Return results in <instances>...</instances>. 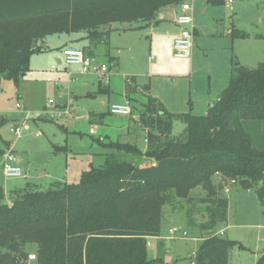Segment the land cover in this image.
<instances>
[{
    "label": "trees",
    "instance_id": "1",
    "mask_svg": "<svg viewBox=\"0 0 264 264\" xmlns=\"http://www.w3.org/2000/svg\"><path fill=\"white\" fill-rule=\"evenodd\" d=\"M188 1L0 0V76L19 87L50 37L86 33L90 46L106 44L109 25L151 22L162 9ZM209 3L219 7L225 0ZM232 37L250 35L235 30ZM134 90L127 85L129 95ZM176 121L186 129L173 137ZM139 123L147 132L145 151L130 143L102 144L109 151L105 163L77 182L45 189L28 183L8 194L0 188V264H28L32 246L34 264H169L148 257L149 239L161 235L164 207L171 198L189 201L202 188L210 220L201 230L213 232L228 220L229 202L219 192L229 181L255 189L264 211V63L249 68L234 59L229 86L205 115L171 114L149 97ZM6 124L1 116L0 131ZM9 149H0V158ZM236 245L209 236L191 262L229 264ZM256 264H264V253Z\"/></svg>",
    "mask_w": 264,
    "mask_h": 264
},
{
    "label": "rangeland",
    "instance_id": "2",
    "mask_svg": "<svg viewBox=\"0 0 264 264\" xmlns=\"http://www.w3.org/2000/svg\"><path fill=\"white\" fill-rule=\"evenodd\" d=\"M234 2L241 8L239 19L245 27L246 32H248V34L251 33V40H255L256 36H258L254 33L264 34V0H234ZM139 24H141V22L115 24L114 29L135 28L139 26ZM114 29L110 32L106 44L89 46L90 44L83 42L78 45L79 48L77 49L91 47L88 51L92 53L95 62L101 65L111 66L109 62L110 55L115 57V62H117L118 59L120 66L116 67V73L114 72L112 77H110L113 82L112 88L114 90L110 96L112 101H117L123 94L122 89H124V84L128 76L126 73L129 71H137L140 75L146 74L148 77V75H150L151 66H153L154 69L151 72L153 74L157 72L156 68L159 66L157 65L158 61L156 56L154 54L151 56L150 54V42L147 41L148 37L145 33H142L141 35H138V33L124 35L121 32L117 35ZM85 34L86 33H79L75 35H63L60 37L81 38L86 36ZM130 36L131 44L133 43L132 45L135 46V49H133L132 54H124L123 56H120L119 49L112 47L111 43H119L123 46L128 45L126 37ZM57 38L58 37H52V40H58ZM244 42L243 43L246 46V44L254 41L247 40ZM260 46L258 53L260 54L261 59H264V43H260ZM239 51H241L240 53L243 59L242 62L241 60H239V62L243 66L257 68L261 63H264V60L257 62L252 61L250 55L251 49L244 47V49ZM59 56L61 59H64L62 52L59 53ZM132 57H135V60H133ZM152 57L154 58L153 60ZM50 58V62L46 64V66L48 65V75L53 74L50 72L51 65L57 64L52 56H50ZM187 62L189 61L176 59L174 57V52L167 56V63L174 68L173 70L178 69L180 64ZM80 70L81 68L79 67H68V71L64 73V80L62 79L60 83V92L56 89L54 83L49 84L47 82H41L39 84H33L29 83V79V81L22 80L19 87H17L12 81H7L0 76V113L2 114V117L7 120V124L0 131L2 136V140H0V149H6V145L9 144L10 149L8 152L13 151L17 157H21L24 160L21 164L24 177L20 179H8L4 176L2 170L3 158L1 157L0 188L10 192L19 187H25L28 183L36 184L45 189L48 188L51 183L56 181L77 182L84 171L89 170L92 166L99 168L105 163L104 155L108 153V150L106 151L99 144L98 140L101 136H104L103 134H108L112 140L118 139V130L123 127L124 124H127L129 118L108 115L106 113V106L101 104L102 100H104L102 99L104 95H100L98 97L99 101L94 103L96 105V116L94 119H96V125L98 126L95 135L91 132L93 128L92 125L84 119H75L72 124L66 123L71 120V117L68 119L65 117L62 119H54V122L43 120L48 117L46 115L42 116L44 106L53 109L58 104V101L60 100L59 97L63 93H65V96L67 97L72 95L73 92L81 93L78 89V86L80 85L79 81L89 79L91 82L96 83L97 77L92 74H86L85 76L76 75V83H70V79H67V73H76L80 72ZM198 74L199 77L197 78V81L202 82V85H208V78L205 76V69L199 68ZM141 77L144 80L146 79L144 76ZM49 78L52 82L55 81L54 78ZM160 82L152 79L154 95H163L167 92L164 87L163 89L160 88ZM179 82H182V80L180 79ZM26 94H28L27 97ZM105 95L107 96L108 94ZM20 96L22 98H19ZM106 98H108V96ZM213 100L215 101L216 98ZM75 103L76 104L74 105L77 108V114L83 115L84 110L82 109V105L79 102ZM203 103L202 100H197L195 110L192 112L193 115H205L206 106H204ZM135 106L139 109L138 103H136ZM191 109L192 108L187 107L185 108V111L188 113ZM57 112L58 110L56 109L51 110L47 115L52 117L53 113ZM101 123H104V125ZM27 125L29 126V129H26ZM16 128L21 130L19 136L12 133V129ZM185 129L186 126L184 123L176 121L174 123L172 136H180ZM261 129L262 132H264V126L261 127ZM145 137L146 134L142 131L140 136L134 140L133 144L143 148L145 146ZM58 147H67V151L58 152L56 150ZM125 160L136 162L139 165H148L147 159L132 155H126ZM220 183L221 177L217 176L214 179V184L218 186ZM236 184L238 185L233 186V181H229L224 185V189L219 192L221 197H229L232 203V215L229 224L228 222L221 223L215 231L209 233L201 230V226L210 220L207 211L209 205L204 202L208 195L202 188L193 190L189 201L176 198L170 199L163 210L162 229L166 233L168 232L169 227H172V229H179L181 232L185 231L188 233V238L181 239L178 234L179 237L177 235L175 237L171 236V241L167 242V248L165 251V260L167 263L191 264V261L194 260L202 244V240L200 239L212 235L223 237L222 231L228 226L230 227L227 229L228 231L224 238L240 244L232 248L229 264L257 263L258 259L264 253V243H260V238H262L261 236H264V231L261 232L255 227L260 225L261 221L264 220V214L262 213L263 209L255 189L247 191L243 189L239 182H236ZM231 185L232 188L230 187V193H228L229 191L226 192ZM241 246L245 249L241 248ZM29 249L30 255L34 256L36 246H32ZM151 250L152 248H149L150 253ZM3 252L4 251L0 250V253ZM31 256L29 257L28 264H34V260L31 259Z\"/></svg>",
    "mask_w": 264,
    "mask_h": 264
},
{
    "label": "crops",
    "instance_id": "3",
    "mask_svg": "<svg viewBox=\"0 0 264 264\" xmlns=\"http://www.w3.org/2000/svg\"><path fill=\"white\" fill-rule=\"evenodd\" d=\"M186 3H189L191 5V13L193 17V52L191 59L186 60L189 62L180 64V66H178V69H176L177 71L173 70L174 68L167 63V56L168 54H172L174 52L173 44L180 34V27L177 24V19L182 14L181 6L166 7L158 13L156 20H153L151 22H141V24H139V26L135 28L131 27L125 29H114L115 25H112V27L109 28H113L117 35L121 32L124 35H133L134 33H138V35H141L142 33H145V35L148 37L147 41L150 42V54L151 56L154 54L158 61H156L157 65L159 66L158 68H156L157 72L155 74L151 73L154 70L153 66H151L150 75H148V77L146 76V74L140 75V73L137 71H129L128 73H126L128 76L124 84V89H122V97L117 101H112L110 95L114 92V90L112 88L113 82L110 77H112V75L116 71V67L120 66V62L118 63V59L117 62H115V57L110 55L109 62L112 68L111 74L109 75V78L107 80L99 81V79L95 77L96 83L91 82L89 79H83L82 81H79L80 85L78 86V89L79 92L81 91V93L73 92V94L68 97L65 96V93H63L59 97L60 100L58 101V104L53 109H49L48 106H44L42 116L46 115L49 117V115L47 114L51 110L56 109L60 111L64 110L66 107L69 106L72 108V113L70 116L71 120H67L68 122L66 123L72 124L74 123L75 119H84L92 125L93 128L91 132L95 135L98 130V126L96 125V119H94V117L96 116V105L94 103L99 101L98 97L100 95H104L102 97V99L104 100H102L101 104L106 106V113L108 115L110 106L112 104H122L126 100H131L133 107V115L132 117H129L127 124H124V126L118 130V139H116L117 141L112 140V138L108 134H103L104 136H101L98 140L99 144L102 146V144H109L111 142L133 144L134 140H136L137 137L140 136V133L142 131L147 136V132L141 127L139 120L140 112L143 110V106L148 102L149 97L158 100L163 105V108L171 114H193L192 112L193 110H195L197 100H202L204 102V106H206L204 114H207L209 107L212 106L219 99L222 92L226 90L229 86L233 60L236 59L237 61H243L240 53L241 51L239 50L244 49V47L251 49L250 55L252 57L253 62L264 60L261 59V56L258 53L261 47L260 43H264V34L254 33L255 35H258L256 36L255 40H251V33L249 34V39L246 40L234 39L232 37V33L235 30L246 32L245 27L239 19V15L241 14V8L238 4L234 2V0H225V5L219 7L210 4L209 0H190ZM83 38H85V36L81 38H61L58 36V40H52V37L48 38L45 43H43V46L46 48V50L43 53L34 55L31 58V70L23 78V81H29L30 79L29 83L33 84H39L41 82H47L49 84L54 83L56 89L60 92V83L62 79L64 80V73H66V71L63 73H57L52 71L50 68V72H52L53 74L48 75V65L46 66V64L50 62V56H52L53 59L56 60L57 64H60L63 59H61L59 53L63 52V50L77 49L79 48L78 45L82 44L83 42L89 44V41ZM126 38L128 40V45H124L125 47L123 45H120L119 43H111L112 47L119 49L120 56H123L124 54H132L133 49H135V46L132 45L133 43L131 44L130 41L131 36ZM247 40L254 42L248 43L245 46L244 41ZM89 48L91 47H84L83 49L87 50L85 51L87 55L94 58L92 53L88 51ZM132 58L133 60H135V57ZM153 59L154 58L152 57V60ZM52 66L53 65H51V67ZM199 68L205 69V76L208 78V85H202V82L197 81V78L199 77ZM67 74V79H70V83H76V75H86L82 74L81 70L80 72H69ZM141 76H144L146 79L144 80ZM49 77L54 78L55 81L52 82ZM152 79H154L155 81L157 80L159 82L163 81L160 82V88L163 89L164 87L167 92L163 95L159 93V95H154ZM180 79L182 80V82H179ZM129 84L135 89L130 95L127 91V85ZM144 86H149V90L144 91L142 89ZM105 94H108V98H106L107 96ZM27 96L28 94H26V97ZM142 97L145 99H143ZM19 98L22 97L20 96ZM214 98H216L215 101L213 100ZM75 102H79L82 105V109L84 110L83 115L77 114V108L74 105L76 104ZM136 103L139 104V109L136 108ZM187 107L192 108L191 111L188 113L185 111V108ZM48 117L43 120L49 122H51V120L54 121L52 117ZM101 124L104 125V123ZM26 129H29L28 125L26 126ZM146 148L147 143L145 137V146L140 149L145 151ZM23 162V158L18 157V163L20 166ZM234 185L238 184H233V186ZM230 187L232 188V185L229 186V189H227L226 192L229 191L228 193H230ZM20 188L23 187H19L17 189ZM4 192L6 194L9 193L6 190H4ZM225 198L229 202L227 220L229 224L232 215V203L229 197L225 196ZM262 213L264 214L263 210ZM229 227L230 226L226 227L222 231L223 237L226 235L228 231L227 229ZM255 228L261 232L264 231V220H262L261 224L256 226ZM170 229H172V227H169V230ZM169 230L166 233L162 229L161 235L159 237L149 239L148 257L150 260L162 258L166 262L165 251L167 248V242L171 241ZM261 237L262 238H260V243H264V236ZM149 248H152L151 253L149 252Z\"/></svg>",
    "mask_w": 264,
    "mask_h": 264
},
{
    "label": "built area",
    "instance_id": "4",
    "mask_svg": "<svg viewBox=\"0 0 264 264\" xmlns=\"http://www.w3.org/2000/svg\"><path fill=\"white\" fill-rule=\"evenodd\" d=\"M181 8L182 14L177 19V24L180 27V34L173 44L174 57L178 60H189L191 59L193 52V17L191 13L192 8L189 3H184L183 5H181ZM62 54L64 56V59L60 64L53 65L51 67L52 71L63 73L68 70V67H79L81 68L82 74H92L96 76L100 81L107 80L109 78V75L111 74V66L97 64L95 62V59L87 55L83 50L65 49L63 50ZM71 113L72 108L68 106L64 110L53 113L52 118H68L71 116ZM109 113L112 116L129 118L133 114L132 103L130 100H126L122 104H112L110 106ZM1 116L2 115L0 113V117ZM12 133L19 136L21 134V130L19 128L12 129ZM2 158V170L6 178L20 179L24 177L23 170L18 163V157L14 154V152L9 151ZM233 184H236V182L233 181ZM169 234L172 237H175L178 234L180 235L181 239L188 238V233L185 231L181 232L179 229H170ZM31 259L34 260L35 257L31 256ZM191 264L194 263L191 262Z\"/></svg>",
    "mask_w": 264,
    "mask_h": 264
},
{
    "label": "water",
    "instance_id": "5",
    "mask_svg": "<svg viewBox=\"0 0 264 264\" xmlns=\"http://www.w3.org/2000/svg\"><path fill=\"white\" fill-rule=\"evenodd\" d=\"M109 27H112V25H109Z\"/></svg>",
    "mask_w": 264,
    "mask_h": 264
}]
</instances>
